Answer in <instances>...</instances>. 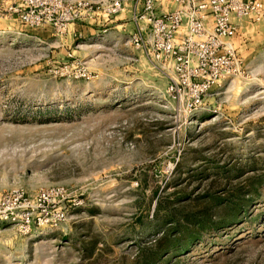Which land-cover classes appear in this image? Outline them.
Segmentation results:
<instances>
[{"label":"rangeland","instance_id":"374dc122","mask_svg":"<svg viewBox=\"0 0 264 264\" xmlns=\"http://www.w3.org/2000/svg\"><path fill=\"white\" fill-rule=\"evenodd\" d=\"M203 1L0 0V264H264V0L193 84Z\"/></svg>","mask_w":264,"mask_h":264},{"label":"built area","instance_id":"2783aa9c","mask_svg":"<svg viewBox=\"0 0 264 264\" xmlns=\"http://www.w3.org/2000/svg\"><path fill=\"white\" fill-rule=\"evenodd\" d=\"M145 2L149 8L152 7L153 0H145ZM194 6L197 7L198 13L194 12L188 18L190 34L185 41L186 44L184 43L190 47L189 49L186 46L190 51L177 57V72L183 73L182 77L188 76L190 82H194L193 84H215L226 73V67L230 65L231 58L234 56L233 50L225 48L226 44L222 41V37H232L236 33L231 16L246 13L248 3L244 0H204L199 4L195 3ZM206 13L214 16V33L204 27ZM195 36L206 38L197 41L194 39ZM8 219L9 214L3 208L2 198H0V222Z\"/></svg>","mask_w":264,"mask_h":264}]
</instances>
